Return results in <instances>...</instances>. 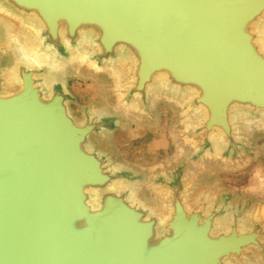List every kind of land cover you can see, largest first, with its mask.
I'll return each instance as SVG.
<instances>
[{"label": "water", "instance_id": "water-1", "mask_svg": "<svg viewBox=\"0 0 264 264\" xmlns=\"http://www.w3.org/2000/svg\"><path fill=\"white\" fill-rule=\"evenodd\" d=\"M77 69L119 72L114 109L76 115ZM157 102L187 158L147 174L95 141ZM254 126L264 0H0V264H264V207L196 170L251 156Z\"/></svg>", "mask_w": 264, "mask_h": 264}, {"label": "rangeland", "instance_id": "rangeland-1", "mask_svg": "<svg viewBox=\"0 0 264 264\" xmlns=\"http://www.w3.org/2000/svg\"><path fill=\"white\" fill-rule=\"evenodd\" d=\"M100 75L86 69L70 72L69 85L76 100L73 109L78 117L87 106L115 108L113 81ZM150 114L145 118L135 114L113 134L94 139L120 161L147 174L160 173L187 155L185 148L190 144L182 136L184 124L172 107L157 102ZM251 131V156L235 165L207 163L196 166V170L213 188L229 192L237 200L264 207V130L254 126Z\"/></svg>", "mask_w": 264, "mask_h": 264}, {"label": "bare ground", "instance_id": "bare-ground-1", "mask_svg": "<svg viewBox=\"0 0 264 264\" xmlns=\"http://www.w3.org/2000/svg\"><path fill=\"white\" fill-rule=\"evenodd\" d=\"M13 30H14V31H17L16 28H14ZM79 56H81V55H79ZM74 57H75V56H74ZM83 57H84V56L80 57L81 59H80V58H75L74 61H77V62H80V61H81V62H83V60H85V59H84L85 57H84V58H83ZM35 61H36L37 64L41 63L40 59H39V60H38V59H35ZM96 70H97V69H96ZM116 72H117V73H116ZM110 74L112 75V77H114V78H113L114 81H113L112 85H113V87H114L115 90H116L117 87H118V85H119V82H120V81H119V80H120V78H119V72H118V71H113V70H112ZM8 77H9V78H12V77H13V74H9ZM101 108H102V107H101ZM141 188H142V187H141ZM142 189L145 190L144 188H142ZM215 193H216V192H214V191L211 192V194H215ZM143 194H146L145 191H144Z\"/></svg>", "mask_w": 264, "mask_h": 264}]
</instances>
